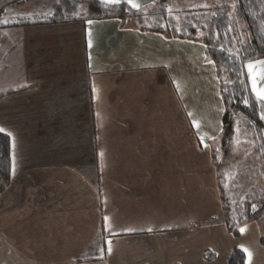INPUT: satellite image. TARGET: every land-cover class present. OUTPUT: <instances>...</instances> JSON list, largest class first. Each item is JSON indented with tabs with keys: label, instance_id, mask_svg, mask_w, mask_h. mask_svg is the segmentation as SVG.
<instances>
[{
	"label": "crops",
	"instance_id": "1",
	"mask_svg": "<svg viewBox=\"0 0 264 264\" xmlns=\"http://www.w3.org/2000/svg\"><path fill=\"white\" fill-rule=\"evenodd\" d=\"M19 21L0 33V264H264L258 222L234 236L222 220L223 104L200 43Z\"/></svg>",
	"mask_w": 264,
	"mask_h": 264
},
{
	"label": "trees",
	"instance_id": "2",
	"mask_svg": "<svg viewBox=\"0 0 264 264\" xmlns=\"http://www.w3.org/2000/svg\"><path fill=\"white\" fill-rule=\"evenodd\" d=\"M177 2L181 4L182 0H153L135 9L124 1L105 4L102 0H60L49 16L35 24L131 21L132 27L140 32L200 43L206 59L213 62L218 79L223 104L221 146L232 142L236 134L234 119L240 114L242 117L237 121L246 133L250 132L251 151L263 167L264 177V119L260 118L264 104L251 92L245 67L249 60L264 59V0H209L203 11L180 10L181 6L175 8ZM4 28L0 25V33ZM245 98L250 102L247 106ZM219 161V151L213 149L211 162L217 166ZM11 164L9 137L0 132V195L10 184ZM216 184L227 231L237 236L242 225L258 222L264 246V193L243 198L237 189L227 187L226 174L221 170L217 171ZM227 263L244 264L243 253L233 250Z\"/></svg>",
	"mask_w": 264,
	"mask_h": 264
},
{
	"label": "rangeland",
	"instance_id": "3",
	"mask_svg": "<svg viewBox=\"0 0 264 264\" xmlns=\"http://www.w3.org/2000/svg\"><path fill=\"white\" fill-rule=\"evenodd\" d=\"M15 1V2H14ZM60 0H0V25L15 24L17 20L26 22H37L46 18L51 13L52 7ZM152 0H133L138 4L139 9ZM209 5V0H182L175 8L180 10L196 9L203 11ZM83 16V13L81 14ZM2 19V20H1ZM133 28L132 22H126ZM242 116L237 114L234 119L235 136L230 144L221 146L220 137L215 141V148L219 149V162L214 166L210 162L214 173L221 170L226 174V184L230 189H237L240 195L244 197L252 195H261L264 193V177L262 175L263 167L252 153V143L248 133L238 123ZM9 137V136H8ZM10 140V137H9ZM11 151V142H10ZM12 161V155H11ZM214 187V186H213ZM211 190L210 195L214 193ZM221 206V203H220ZM213 218L207 222H212Z\"/></svg>",
	"mask_w": 264,
	"mask_h": 264
},
{
	"label": "snow or ice",
	"instance_id": "4",
	"mask_svg": "<svg viewBox=\"0 0 264 264\" xmlns=\"http://www.w3.org/2000/svg\"><path fill=\"white\" fill-rule=\"evenodd\" d=\"M105 4H119L122 2V0H102ZM126 2L132 7V8H138L139 5L134 3L133 0H126ZM91 23V21H89ZM89 47H91V42L89 43ZM208 63H213L212 61H208ZM245 67L248 70V80L251 83L252 92L256 96V99L258 102H261L264 104V60H256L251 61L249 60L248 63L245 65ZM245 105L247 106L250 102L247 98L244 100ZM223 111V109H222ZM261 119H264V112L261 113ZM193 127L199 128V124L194 120L193 121ZM2 131V129H0ZM201 142L203 143V138L201 139ZM205 147L207 145L205 144ZM219 151V149H217ZM253 210H255V207H253ZM107 217H105V220L107 221ZM152 229L149 228L148 231H151ZM241 233L244 232V229H240ZM109 246L111 245V241H108ZM243 251L247 252L246 249H242ZM111 251V247H109V252Z\"/></svg>",
	"mask_w": 264,
	"mask_h": 264
}]
</instances>
